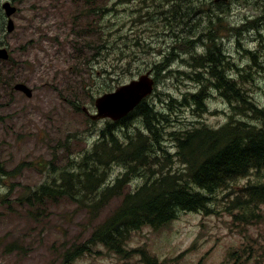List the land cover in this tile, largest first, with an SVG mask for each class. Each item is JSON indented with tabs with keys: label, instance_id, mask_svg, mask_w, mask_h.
<instances>
[{
	"label": "rangeland",
	"instance_id": "rangeland-1",
	"mask_svg": "<svg viewBox=\"0 0 264 264\" xmlns=\"http://www.w3.org/2000/svg\"><path fill=\"white\" fill-rule=\"evenodd\" d=\"M96 1L102 12L93 17L87 0H0V45L9 52L7 61L0 59V264H61L62 254L85 241L93 225L118 206L119 199L109 201L93 222L85 209L67 199L34 210L20 201L62 169H73L68 161L93 150L108 119L93 124L84 109L97 112L95 100L108 90L104 87L112 92L152 71L157 85L149 102L158 110L162 102L202 87L189 77L194 73L191 57L168 25L167 5L173 9L181 0ZM7 2L17 8L13 33L7 32ZM225 4L216 6L217 12H226L225 32L229 26L257 20L261 13L237 0ZM156 10L157 23L151 15ZM255 25L256 30L248 26L241 34L235 29L223 34V47L233 63L245 61L239 41L260 56V65L264 63V20ZM103 43L106 49L94 57ZM176 71L180 74L173 75ZM258 72L253 83L242 86L254 89L257 103L264 107V73ZM20 83L33 90L32 98L14 90ZM205 84L203 110L174 104L177 122L171 131H183L182 122L217 129L234 116L211 84ZM132 125H141L140 120ZM172 166L176 169L179 163ZM123 171L114 163L109 184ZM247 182L219 193L213 214L181 212L159 229L143 227L131 233L123 255L99 245L73 264H152L151 259L157 264H264V205L250 222L235 218L245 212L233 203L238 187ZM142 183L133 178L126 191Z\"/></svg>",
	"mask_w": 264,
	"mask_h": 264
},
{
	"label": "trees",
	"instance_id": "trees-1",
	"mask_svg": "<svg viewBox=\"0 0 264 264\" xmlns=\"http://www.w3.org/2000/svg\"><path fill=\"white\" fill-rule=\"evenodd\" d=\"M237 1L261 13L257 20L242 23L239 28L229 26L226 32L235 29L241 34L248 26L249 30L258 29L255 24L264 20V0ZM228 5L220 4L221 7ZM215 6L209 0H181L166 11L172 35L182 38L178 43L191 57L194 73L189 77L202 85L199 90L162 102L163 109L159 110L150 104V98L145 99L127 117L117 122L107 120L93 150L68 161L73 169H62L48 184L39 186L27 196L22 195L21 205L26 201L30 210L67 199L85 209L93 222L109 201L119 199L118 206L93 225L85 241L74 243L62 254L61 264H73L99 245L123 255L124 244L131 233L143 227L159 229L177 219L181 212L213 214L217 195L235 188L243 180L248 182L238 184L233 204L245 212L235 218L250 222L257 217L256 211L264 205V107L257 103L254 89H246L242 83H253L257 69L264 73V63L260 65V56L253 49L242 46L244 42L240 41L238 46L242 51L239 55L245 61L241 64L231 61L222 44V36L226 33L222 22L226 12H217ZM87 11L95 17L102 9L97 7L96 0H87ZM151 15L157 23L156 12L152 11ZM263 39L260 46L264 44ZM104 44L94 57L102 55L106 49ZM228 57L230 62L227 63ZM2 73L0 71V76ZM172 73L180 74L179 71ZM205 82L230 105L234 116L217 129L190 127L182 122L183 131H171L177 122L173 116L176 113L174 104L203 110L204 91L208 87ZM104 88L108 90L103 94L110 92V87ZM207 95L209 97V93ZM138 120L141 125H132ZM174 162L179 163L176 169L172 166ZM114 163L120 164L124 171L109 184L107 178ZM252 176L255 180L250 179ZM133 178H141L143 183L135 190L126 191ZM151 261L152 264L158 262Z\"/></svg>",
	"mask_w": 264,
	"mask_h": 264
},
{
	"label": "water",
	"instance_id": "water-1",
	"mask_svg": "<svg viewBox=\"0 0 264 264\" xmlns=\"http://www.w3.org/2000/svg\"><path fill=\"white\" fill-rule=\"evenodd\" d=\"M227 0H215L216 3ZM3 9L8 18L7 32L15 31L13 16L17 13V8L11 2L3 5ZM0 59L7 61L9 52L0 47ZM15 91L23 93L26 97H33V90L26 84H17ZM154 92V81L149 75H143L138 80H133L129 84L122 85L116 90L106 93L95 101L96 114H90L87 109L84 111L91 116L92 120L109 119L117 122L127 117L134 109Z\"/></svg>",
	"mask_w": 264,
	"mask_h": 264
},
{
	"label": "flooded vegetation",
	"instance_id": "flooded-vegetation-1",
	"mask_svg": "<svg viewBox=\"0 0 264 264\" xmlns=\"http://www.w3.org/2000/svg\"><path fill=\"white\" fill-rule=\"evenodd\" d=\"M215 3V2H214ZM217 5H219L220 6V3H216V6ZM216 6L214 7V9L216 10ZM168 7H169V4L167 5V9H168ZM159 10H156L155 12H158ZM143 75H149V76H153V72L152 71H149V72H147V73H145V74H143ZM143 75H141V76H143ZM153 78H154V76H153ZM155 79V78H154Z\"/></svg>",
	"mask_w": 264,
	"mask_h": 264
}]
</instances>
